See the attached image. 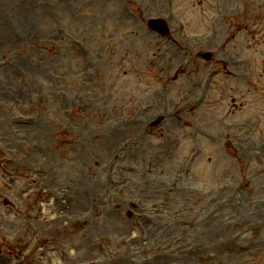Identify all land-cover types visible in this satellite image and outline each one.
<instances>
[{"label": "rangeland", "instance_id": "obj_1", "mask_svg": "<svg viewBox=\"0 0 264 264\" xmlns=\"http://www.w3.org/2000/svg\"><path fill=\"white\" fill-rule=\"evenodd\" d=\"M217 1L0 0V264H264V0L245 71Z\"/></svg>", "mask_w": 264, "mask_h": 264}]
</instances>
